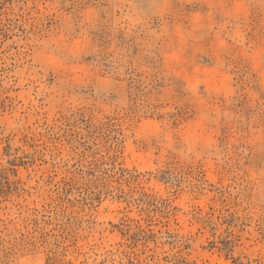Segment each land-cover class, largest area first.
Segmentation results:
<instances>
[{
    "label": "rangeland",
    "instance_id": "obj_1",
    "mask_svg": "<svg viewBox=\"0 0 264 264\" xmlns=\"http://www.w3.org/2000/svg\"><path fill=\"white\" fill-rule=\"evenodd\" d=\"M156 2L0 0V264H264V3Z\"/></svg>",
    "mask_w": 264,
    "mask_h": 264
},
{
    "label": "clouds",
    "instance_id": "obj_2",
    "mask_svg": "<svg viewBox=\"0 0 264 264\" xmlns=\"http://www.w3.org/2000/svg\"><path fill=\"white\" fill-rule=\"evenodd\" d=\"M208 8L207 18L211 21L214 17H221L222 22L218 24L220 29H226L233 21H239L247 11V5L241 0H202ZM264 3V0H261ZM115 8L119 12V19L128 22L129 29L135 27L139 23H147L153 16L163 15L166 10L165 4L157 3L156 0H115ZM53 11L54 9L51 8ZM65 23L70 27L68 18H65ZM39 50L33 54V62L39 63L45 70L48 66H62L63 61L55 54L56 50L61 47L69 49L68 46L62 45L61 41L49 39L35 42ZM56 45V50L49 52V48ZM71 52V49H69ZM257 62H264V48L256 53ZM103 86V84L101 85ZM17 120H21L18 113H13L11 116H0V125L14 127ZM185 139L190 143L194 142L197 137L193 133L185 135ZM206 146L211 147V144ZM23 264H29L24 261ZM35 264V262H33Z\"/></svg>",
    "mask_w": 264,
    "mask_h": 264
}]
</instances>
